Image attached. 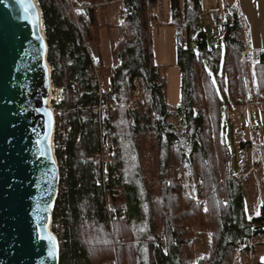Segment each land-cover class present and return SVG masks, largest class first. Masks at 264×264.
I'll list each match as a JSON object with an SVG mask.
<instances>
[{"label":"trees","instance_id":"trees-1","mask_svg":"<svg viewBox=\"0 0 264 264\" xmlns=\"http://www.w3.org/2000/svg\"><path fill=\"white\" fill-rule=\"evenodd\" d=\"M36 1L52 84L62 88V100L54 106L61 183L53 229L60 264H236L237 251H249L251 242L264 238V197L250 216L243 179L226 154L231 150L226 139L231 116L224 124L223 108L231 112L246 99L264 101V51H246L241 10L222 0V8L209 12L213 28L221 32L214 44L201 0H184V15L181 0H171L182 92L174 108L167 98V77L153 53L152 19L161 0ZM113 30L119 63L97 59L109 76L102 121L89 42L101 46L103 35ZM136 81L145 93L138 104L133 99ZM120 112L126 115L134 148V159L128 160L133 170L127 172L121 145L125 138L116 127ZM103 128L111 145L104 142ZM239 149L247 170L246 140H240ZM256 150L264 172L263 137ZM104 160H109L110 173L118 171L119 176L103 181ZM150 163L158 172L155 184L147 177ZM181 166L195 194L175 175ZM194 195L205 197L206 205ZM197 227L211 233L209 252L200 258L195 256Z\"/></svg>","mask_w":264,"mask_h":264},{"label":"water","instance_id":"water-1","mask_svg":"<svg viewBox=\"0 0 264 264\" xmlns=\"http://www.w3.org/2000/svg\"><path fill=\"white\" fill-rule=\"evenodd\" d=\"M51 87L37 1L0 0V264H60Z\"/></svg>","mask_w":264,"mask_h":264},{"label":"rangeland","instance_id":"rangeland-1","mask_svg":"<svg viewBox=\"0 0 264 264\" xmlns=\"http://www.w3.org/2000/svg\"><path fill=\"white\" fill-rule=\"evenodd\" d=\"M77 5H73V9L74 7ZM76 10V9H74ZM44 30V28H43ZM214 32H213V28L210 27V40L213 39ZM103 39H102V44L101 46L96 45L94 42H89V47L91 49L92 54H94V58H95V62L97 64V70L100 74V80L101 83L104 84L106 90L109 89V76L107 75V73L104 71L102 72L100 67L98 66V58L103 57V59L105 60L106 63H118L119 60H117L118 58L116 56H114L113 54V49H114V41L117 40L118 34L117 32L115 33V35L113 36V33H105L103 35ZM219 38V33H217L216 35V39ZM113 54V55H112ZM96 70V71H97ZM165 73L167 76V98H168V102L170 104L171 107H177L178 104H180L181 99H182V92H181V73L179 68L177 67H168L165 69ZM161 73L164 75V70L163 68H161ZM106 83V84H105ZM141 92H144V88L143 86L141 87ZM61 96L62 93L60 92ZM136 95V104L139 103L140 99L137 93H134ZM145 94V93H144ZM53 96L57 97L58 96V92L57 91H53ZM247 100V99H246ZM245 100V102H246ZM257 101V100H254ZM245 102H243L242 104H244ZM240 104L239 106H236V115L240 118V106L242 105ZM51 105L54 106L56 105L54 103V99L51 100ZM261 108H264L263 106H254L252 109L253 111V118H254V122L257 125L258 132L260 135V139L264 136V121H262L260 119V117L255 116V113H257L258 115L261 114ZM227 107L225 106L223 108V122L224 124L228 121L227 119ZM107 111V110H106ZM105 111V114H106ZM104 114V116H106ZM175 123L178 126H181L180 124V119L177 117L175 119ZM118 125L117 130L118 132L122 131V135H124L123 137L121 136V138H125L124 139V144L121 143L122 147H123V152H124V158H125V167H126V172L128 169L133 170V164L129 163V161H132L133 155H131L133 152V145L132 142L130 141L129 138V134H128V122H127V118L124 112H120V116L118 117ZM231 125L228 124L227 130H226V139H227V143L230 147V149L233 151L232 153V158H231V167L234 168L235 172L239 173L238 175L240 177H242L243 179V187H244V195L245 198L247 200V212L250 216H253L258 209V205L260 204V202L262 201L263 197H264V180H263V170L262 168L258 165V161H257V150H254V156H255V160L257 162V166L254 170H251V163H250V159H251V154L250 156L248 155V164L250 165L249 168L247 170L243 169V164L240 161L239 162V153H240V149H239V143L241 139H244V137L246 138V133L242 130V132L244 134H237L236 135V140H233L232 134H231ZM245 140V139H244ZM109 142H111V137ZM109 145V144H108ZM132 150V151H131ZM249 154V153H248ZM164 156L166 159L167 155L166 153H164ZM110 160V159H109ZM129 160V161H128ZM241 160V158H240ZM167 163H169V161H167ZM240 163V164H239ZM147 177L148 180L151 181L153 184L156 183V177L158 172L155 171V169H153L151 163L148 164L147 166ZM252 171V172H251ZM131 175V173H130ZM189 188V190L192 192V194H195V192L193 191L191 184L189 182V186H187ZM201 196H196L194 195L195 199L200 198ZM205 198V197H202ZM248 198H249V204H248ZM206 200V198H205ZM109 204H112L111 199H109ZM201 205L205 206V204H202L200 202ZM188 228V227H187ZM163 230V229H162ZM194 232L196 234H199L200 237L196 240L195 242V256L196 258H200L203 257L206 253L209 252V238H210V231L209 230H202L201 228L197 227L194 229ZM250 246L252 249H250L249 251L244 250V251H240L236 253V264H264V238H259L256 239L255 241L250 243ZM102 264H116V262L114 260H109L106 261Z\"/></svg>","mask_w":264,"mask_h":264},{"label":"crops","instance_id":"crops-1","mask_svg":"<svg viewBox=\"0 0 264 264\" xmlns=\"http://www.w3.org/2000/svg\"><path fill=\"white\" fill-rule=\"evenodd\" d=\"M228 1L231 8L238 7L245 17V29H246V37H247L246 51L247 52L250 50L264 51V0H228ZM201 5L203 11L205 12V14L203 15L205 27L213 28L212 17L209 12L214 9L222 8L223 6L222 0H201ZM181 8H182V13L184 15L185 12L184 0H181ZM170 21H171V0H161L159 11L158 13L153 15V19H152L153 53H154V59L156 65H158L160 68H163L165 76H166L165 73L166 68L178 67L177 34L175 27L171 26ZM213 32H214V37L212 41L214 44H216V35L217 33L221 35V32L219 29L216 28H213ZM110 33H113L114 36L116 30H113ZM235 108L236 107H234V109L231 112L227 109V119H229V117L231 116L229 122L233 126L234 140H236L235 138L237 134H241V135L244 134L242 132L241 119L236 115ZM261 109H262L261 114L258 115L257 113H255V116L256 118L260 117V119L264 121V108ZM122 153L124 152L122 151ZM240 161L241 160L239 157V162ZM123 170L126 171L125 166H123ZM263 177H264V172H263ZM248 204H249V198H248Z\"/></svg>","mask_w":264,"mask_h":264},{"label":"built area","instance_id":"built-area-1","mask_svg":"<svg viewBox=\"0 0 264 264\" xmlns=\"http://www.w3.org/2000/svg\"><path fill=\"white\" fill-rule=\"evenodd\" d=\"M78 6H75L74 9H77ZM89 52H90V56L91 58L95 61V58H94V54H92L91 52V49L89 47ZM97 66V65H95ZM97 70V68H96ZM96 78L97 80L99 81L100 80V74L98 72V74H96ZM101 82V81H99ZM53 91H57L58 92V96L57 97H54L53 96ZM60 92L62 93V88L60 87H57V86H54L52 84V87H51V100L54 99V103L55 104H59L62 100V96L60 94ZM143 96L140 94L139 95V99H142ZM264 105V101H249V100H246V102L244 104H242L240 106V119H241V125H242V130L246 133V148H247V152L249 153L248 155L250 156L251 154V159H250V163H251V170H254L257 166V162L255 160V156H254V150H256V145L257 143L259 142L260 140V135H259V132H258V128H257V125L255 124L254 122V118H253V112H252V109L254 106H262ZM55 110V109H54ZM108 145V144H106ZM55 147H57V145L55 144ZM227 154V158H228V164L229 166L231 167V158H232V151L231 150H228L226 152ZM101 175H102V179L103 181H106V179L111 175L113 178L119 176V172L118 171H115L113 172L112 174L110 173L109 171V160L107 161H103V165H102V172H101ZM196 202H201L202 204H205L206 203V200L205 198H198V199H195ZM109 202H108V206H109ZM108 214H109V217L111 216V212H110V208H108ZM164 241V238L162 239ZM117 264V263H116Z\"/></svg>","mask_w":264,"mask_h":264},{"label":"bare ground","instance_id":"bare-ground-1","mask_svg":"<svg viewBox=\"0 0 264 264\" xmlns=\"http://www.w3.org/2000/svg\"><path fill=\"white\" fill-rule=\"evenodd\" d=\"M93 65H94V68H95V72H96V74H98V70L96 71V68H97V66H95V65H97L96 64V62L93 60ZM99 81H101V80H99ZM98 81V82H99ZM99 87H100V91H99V93H100V103H99V106L97 107V110H98V112H99V115H100V120H102L103 121V119L105 118V116H104V114H105V111L107 110V108H108V105L104 102V98H103V92L105 91V86L101 83V82H99ZM135 93H137L138 94V96L141 94L142 96H143V98L142 99H140V101H144L145 100V96H144V93H142L141 92V84H140V82L139 81H136V90H135ZM133 99H134V101L136 102V95L134 94V97H133ZM139 101V102H140ZM262 102V101H261ZM262 106H264V105H262ZM253 112V111H252ZM103 134H104V136L106 137V139L104 140V142H105V144H109V145H111L112 144V140H111V142H109V140H110V136H106V133L108 132L107 131V128H103ZM176 176H177V178L181 181V182H183L186 186H189V180H188V178H187V174H186V171H185V169L181 166L180 168H179V171L175 174ZM110 218H111V220L113 219V215H112V212H111V216H110ZM112 222V221H111Z\"/></svg>","mask_w":264,"mask_h":264},{"label":"snow or ice","instance_id":"snow-or-ice-1","mask_svg":"<svg viewBox=\"0 0 264 264\" xmlns=\"http://www.w3.org/2000/svg\"><path fill=\"white\" fill-rule=\"evenodd\" d=\"M25 11L27 12L28 11V8H25Z\"/></svg>","mask_w":264,"mask_h":264}]
</instances>
